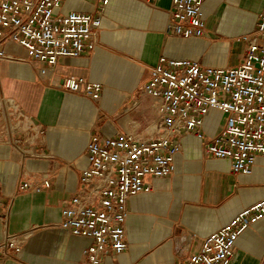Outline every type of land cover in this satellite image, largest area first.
Wrapping results in <instances>:
<instances>
[{"label":"crops","instance_id":"1","mask_svg":"<svg viewBox=\"0 0 264 264\" xmlns=\"http://www.w3.org/2000/svg\"><path fill=\"white\" fill-rule=\"evenodd\" d=\"M96 2L61 0L56 12L91 13ZM170 2L108 0L95 49L62 56L45 73H39L43 63L38 61L0 60V95L18 121L15 135L40 153L20 158L0 129V240L8 232L21 241V249L2 254L0 264H81L91 239L67 233L59 221L88 163L85 147L91 135L151 132L156 103L140 94V87L159 58L236 65L243 47L239 35L254 27L264 8V0H205L204 34L178 37L164 34ZM5 49L25 56L12 42ZM69 75L100 83L99 99L64 90L60 82ZM223 121L224 114L211 108L201 132L210 137ZM203 143L193 134L182 135L174 171L144 177L149 189L131 195L126 203L127 248L107 250L102 264H174L264 194V156H257L250 173L234 175L228 159L204 154ZM43 178L50 185L40 191L18 188L22 181ZM263 253L264 217L239 235L230 264H258Z\"/></svg>","mask_w":264,"mask_h":264},{"label":"built area","instance_id":"2","mask_svg":"<svg viewBox=\"0 0 264 264\" xmlns=\"http://www.w3.org/2000/svg\"><path fill=\"white\" fill-rule=\"evenodd\" d=\"M61 0H0V60L43 63L39 73L52 70L62 56L92 52L108 0H97L91 13H57ZM205 0H171L166 10L164 34L201 37L205 25L201 5ZM264 8L254 27L239 35L243 43L238 64L217 67L197 59L161 56L150 68V77L140 87L156 103V121L151 132H122L113 136L91 135L85 147L87 165L79 175L74 195L61 209L59 227L91 239L83 249L81 264H102L107 250L127 248L125 220L127 199L149 189L144 177H160L174 171V155L180 137L193 134L204 139L203 152L229 160L234 175L251 172L257 156H264ZM12 42L25 51L17 56L6 51ZM60 86L67 91L99 99L101 85L78 76H64ZM224 114L220 129L206 137L201 132L209 109ZM17 119L0 95V129L3 140L24 158L40 153L16 137ZM48 179L22 181L20 191H40ZM4 202L0 196V207ZM264 217V194L242 208L216 231L206 235L200 248L179 256L174 264H230L234 244L253 222ZM1 218L5 221V215ZM20 239L4 232L0 258L8 250L19 251ZM258 264H264V253Z\"/></svg>","mask_w":264,"mask_h":264}]
</instances>
